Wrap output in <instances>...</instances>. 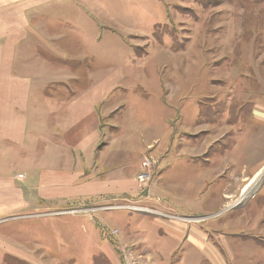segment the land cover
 Instances as JSON below:
<instances>
[{
	"label": "rangeland",
	"instance_id": "rangeland-1",
	"mask_svg": "<svg viewBox=\"0 0 264 264\" xmlns=\"http://www.w3.org/2000/svg\"><path fill=\"white\" fill-rule=\"evenodd\" d=\"M77 1L86 4L91 0ZM105 2L111 13H121L110 15L106 21L109 25L102 26L103 31L107 29L110 47L105 46L104 55L95 58L93 64L125 72L134 61L130 73L119 77L120 71L113 72L119 85L128 89L118 91L112 101L120 113L108 121L105 137L114 142L115 136L124 133L123 125L132 122L131 130L142 125L146 137L157 140L158 157L156 162L148 159L152 162L148 168L151 176L145 180L149 181L145 187L152 200L141 203L123 198L111 204L66 205L33 215L0 218V264H196L202 257L206 259L203 264H254L251 261L263 259L264 237L248 232L246 222L249 213L263 209V199L260 196L246 207L255 195L242 200L245 174L226 179L224 186L207 178L205 184L192 186L191 193H198L187 196V190H174L166 179L194 182L201 178L199 172L187 174L176 157L170 160L169 169L164 165L160 168V163L167 156L164 150L169 153L173 145L178 153L185 150L188 135L192 141L188 150L193 155H203L206 133L212 136L211 144L218 140L213 119L224 110L215 105L218 102L264 100V0ZM55 15H61L58 8ZM114 16L120 17V23ZM95 27H80L78 38L92 36ZM82 43L79 40L76 48L79 54L84 51ZM77 67L85 70L79 63ZM203 118L210 121L209 125H199ZM166 133L170 146L160 150ZM132 145L127 139V146ZM132 157L111 160L129 172L140 161L136 155ZM145 172L142 168L138 176ZM182 194L188 197L187 202L179 199ZM166 200L169 205L164 209ZM172 206L184 209L174 213L169 211ZM187 226L196 250L201 251L200 245L204 251L197 253L187 243L171 260H158V227L178 235Z\"/></svg>",
	"mask_w": 264,
	"mask_h": 264
},
{
	"label": "crops",
	"instance_id": "crops-1",
	"mask_svg": "<svg viewBox=\"0 0 264 264\" xmlns=\"http://www.w3.org/2000/svg\"><path fill=\"white\" fill-rule=\"evenodd\" d=\"M57 8L59 16L55 15ZM114 13L120 14L121 10L111 13L105 0L86 4L77 0H0V218L33 215L66 205L111 204L123 198L148 201L150 194L145 186L149 181H141L138 173L144 161L156 162L157 140L149 138L150 135L146 137L140 124L141 131L137 127L136 131L131 130L132 122L123 125L124 133L115 136L114 142L112 138L106 139L104 132L108 121L120 113L112 101L117 99L118 91L128 89L119 85L113 72L120 71L121 77L134 65L130 61V67L122 72L93 64L95 58L104 55L105 46L110 47L107 29L103 31L102 26L109 25L106 21ZM113 19L120 23V17ZM86 24L96 25L94 33L79 39L77 31ZM79 40L85 51L81 53L83 59H79L81 54L76 49ZM78 63L85 70L79 69ZM81 79L84 80L80 82ZM215 105L224 109L213 119L214 135L219 138L211 144L212 136L203 133V142L197 139L204 147L203 155H193L188 150L192 146L189 135L184 139L188 140L183 143L185 150L178 153L173 145L168 153L164 150L170 146L168 133L162 136L165 143L160 150L167 156L160 168L164 165L169 169L170 160L176 157L187 174L197 171L201 175L188 183L168 176V186L187 190V196L198 193H191L192 186L205 184L207 178L224 186L226 179L245 174L244 182L248 185L255 178L261 180L264 174V100ZM203 119L199 125H209L210 121ZM126 138L132 146H127ZM125 155L140 159L129 172L111 160ZM254 195L250 200L252 196L243 195V200H249L246 207L261 196L263 209L246 216L247 229L264 237V177ZM179 199L188 201L185 194ZM166 203L163 202L164 209L169 205L167 200ZM171 208L169 211L180 214L184 206ZM158 229L159 244L155 250L158 260H171L187 243L196 250L188 226L179 232L181 236L164 227ZM197 247L204 251L200 245ZM205 260L202 257L196 264ZM262 260L264 257L249 261L260 264Z\"/></svg>",
	"mask_w": 264,
	"mask_h": 264
},
{
	"label": "bare ground",
	"instance_id": "bare-ground-1",
	"mask_svg": "<svg viewBox=\"0 0 264 264\" xmlns=\"http://www.w3.org/2000/svg\"><path fill=\"white\" fill-rule=\"evenodd\" d=\"M259 181H260L259 178H255L251 182H249V184L243 190L244 197H250V196L254 195L257 192V190H258V188L260 186V182Z\"/></svg>",
	"mask_w": 264,
	"mask_h": 264
},
{
	"label": "built area",
	"instance_id": "built-area-1",
	"mask_svg": "<svg viewBox=\"0 0 264 264\" xmlns=\"http://www.w3.org/2000/svg\"><path fill=\"white\" fill-rule=\"evenodd\" d=\"M151 161L150 160H146L144 161V163L142 164V168H144L145 170H147V172L142 173L141 176H139L140 180H146V179H150V170L148 169L151 165ZM149 172V173H148Z\"/></svg>",
	"mask_w": 264,
	"mask_h": 264
}]
</instances>
